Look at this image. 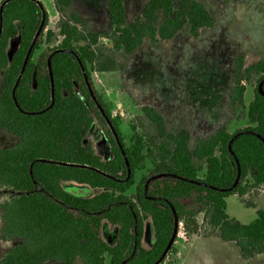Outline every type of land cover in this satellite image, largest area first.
I'll use <instances>...</instances> for the list:
<instances>
[{
  "label": "trees",
  "instance_id": "trees-1",
  "mask_svg": "<svg viewBox=\"0 0 264 264\" xmlns=\"http://www.w3.org/2000/svg\"><path fill=\"white\" fill-rule=\"evenodd\" d=\"M52 1L60 41L37 58L52 37L39 32L45 11L36 0L0 2V130L17 139L0 149V239L17 241L0 264H157L176 222L195 230L198 213L242 259L264 254V210L248 224L226 213L227 197L264 185V57L249 65L242 55L234 60L229 101L245 128L230 133L223 124L191 146L187 129L170 130L159 110L144 106L136 120L145 131L133 123L126 143L93 74L123 71L145 40L156 47L183 29L197 39L215 26L214 13L199 0H148L128 23L124 0H106L109 31L94 33L71 0ZM250 83L257 87L246 107ZM94 123L107 160L85 142ZM146 162L150 169L137 181ZM71 183L96 192L73 193ZM146 220L149 248L142 246ZM103 222L116 230L112 245L102 238Z\"/></svg>",
  "mask_w": 264,
  "mask_h": 264
},
{
  "label": "rangeland",
  "instance_id": "rangeland-1",
  "mask_svg": "<svg viewBox=\"0 0 264 264\" xmlns=\"http://www.w3.org/2000/svg\"><path fill=\"white\" fill-rule=\"evenodd\" d=\"M71 1L75 12L85 20L88 30L94 33L109 31L106 0ZM199 1L214 13L216 23L213 28L201 31L197 39H192L183 29L174 38L156 47L145 40L127 61L123 71L93 74L95 90L101 95L126 143L131 137L130 126L133 123L139 126L138 133L145 131L142 123L136 120V117L142 116L144 106L159 110L170 130L187 129L191 146L198 139L215 133L223 124H227L230 133L247 126L240 111H232L229 97L235 58L242 55L245 65H249L264 57V0ZM36 2L41 5L47 18L46 24L39 29L42 39L45 40L47 31L52 33V37L34 53L35 58L45 48L55 47L60 41L59 16L53 1ZM147 2L124 0L126 21L131 23L136 20ZM256 87L255 83L245 84L243 103L246 107ZM97 109L101 111L99 106ZM108 125L112 123L108 121ZM84 139L96 155L103 160L109 158L108 145L97 123L87 131ZM16 142L14 136L0 130V149L9 148ZM149 169L150 165L146 162L145 169L136 174V180ZM70 186L76 188L71 190L73 193L83 196L96 192L73 183ZM129 193H134L133 188ZM256 209L264 210V185L249 191L244 197L231 195L226 198L227 215L241 224L251 222L256 217ZM195 221V230L192 226L186 228L182 221L180 230L176 222L171 242L157 264H178V256L174 252L179 247L180 251L184 244L187 245L181 251L180 264H264V254L243 260L234 243L223 242L203 224V213H198ZM181 231L184 236L179 234ZM115 234L114 228L106 222L102 223L104 241L112 245ZM151 241L150 220H146L142 246L149 248ZM16 243V240L5 242L0 239V256Z\"/></svg>",
  "mask_w": 264,
  "mask_h": 264
},
{
  "label": "crops",
  "instance_id": "crops-1",
  "mask_svg": "<svg viewBox=\"0 0 264 264\" xmlns=\"http://www.w3.org/2000/svg\"><path fill=\"white\" fill-rule=\"evenodd\" d=\"M189 244V243H188ZM181 245H183V244H181ZM187 244H184L183 246H181L182 248L180 249V251H179V248H178V250H176V256H178V260H179V262H178V264H180V261H181V256H182V250L185 248V246H186ZM251 259V258H250ZM242 260V259H241ZM243 260H248V259H243ZM49 263V262H48Z\"/></svg>",
  "mask_w": 264,
  "mask_h": 264
},
{
  "label": "built area",
  "instance_id": "built-area-1",
  "mask_svg": "<svg viewBox=\"0 0 264 264\" xmlns=\"http://www.w3.org/2000/svg\"><path fill=\"white\" fill-rule=\"evenodd\" d=\"M177 226L180 228V230H182L183 223H182L181 221H179V222H177ZM179 234H180L181 236H184V233H183L182 231L179 232ZM183 239H185V238L183 237Z\"/></svg>",
  "mask_w": 264,
  "mask_h": 264
}]
</instances>
